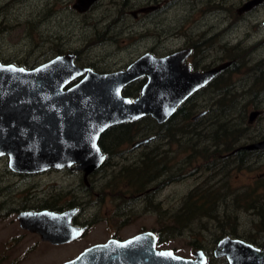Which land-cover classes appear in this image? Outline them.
<instances>
[{"label":"rangeland","instance_id":"obj_1","mask_svg":"<svg viewBox=\"0 0 264 264\" xmlns=\"http://www.w3.org/2000/svg\"><path fill=\"white\" fill-rule=\"evenodd\" d=\"M132 1L135 5H137V2L143 5L151 0ZM157 1L162 2L160 9L147 15H140L138 19H134L131 14H126L124 26L117 24L113 26V30L110 28L107 34H103L102 29L105 24L116 16L117 4L119 5L120 3H112L115 0H100L97 8L86 12H78L77 14L67 11L68 2H73V0H0V57L13 60L26 59L28 61L34 60L35 57L38 58L41 55V51H35L33 47L40 42L44 32L61 37V42L66 43L65 48L76 49L79 57L78 62L81 65H91L102 71L113 68L116 65L126 64L129 60L135 59L147 50H153L156 54L163 55L181 47L185 42L187 44L188 41H194L199 33L193 32L187 38L183 35V31H189V28L194 26L197 21L199 25L195 26V28L200 30L199 36H201V40L202 38L205 40L202 50L203 57L204 59L206 57L207 61L218 60L219 56L222 57V60L227 58L230 53L223 46L228 39H231L232 43H237L238 39H236V36H238V38H242L241 44L245 43L243 38L249 25L242 23L240 15L244 14H238V8L247 0H216L214 4L217 3L219 6L222 2L220 5L228 8L220 9L216 7L206 15H203L199 6L191 2V0H186V2H181L180 4H174L175 2H169V0L165 3L162 0ZM47 12H54L53 17L46 24H42V16ZM202 16L204 17L202 18ZM253 16L248 14L250 19L252 17L251 23L264 18V4L260 5L256 12H253ZM208 31L210 32L206 33ZM203 33L204 35H202ZM102 41H104V45L98 44L96 46L97 43ZM242 58L240 56L238 60ZM239 72H234L232 77L238 78L239 75H244L245 73L243 70ZM228 83L229 79H226L222 85H227ZM217 100L218 98L212 97L209 99L206 96L194 99L197 107L192 109L193 114L191 117L182 122L179 119L176 120L172 125L173 130L175 129L181 133V129L186 131L192 128V131L200 130L204 134L213 133L215 126H212L211 118L216 114L218 118L217 125L228 122L234 138L237 139L236 146L258 141L264 137L263 113L253 122L247 121L251 110L264 107V99L257 100L258 103L256 105L258 108L254 107V100L250 102V97L231 98L230 100L226 98L222 104H218ZM191 106H194V103ZM216 106L219 114L210 112L208 116L203 114L194 118L204 108L212 107V111ZM261 110L264 111V108ZM190 122L191 126L189 125ZM194 122L195 125L193 124ZM241 128H244V131L240 132L241 136L239 137L238 130ZM142 137L144 136L139 135L131 142L125 143V145L122 143L119 151L111 156V165L94 176L93 194L90 197L93 204L87 206V209L79 215L80 220H92V226L81 238L66 244L51 245L42 241L34 233L22 232L20 233L22 238L16 243L15 238L12 236L16 235L15 227L19 229L16 226L17 221L0 220V256L6 254L3 262L5 264L10 262L13 264H59L76 257L85 247L107 239L109 233L115 230L119 220L123 219V217L113 214L118 199L124 198L125 201H131L132 204L136 205L135 209L138 210L134 219L124 224L123 228L121 227L119 235L122 238L133 236L144 230L152 231V229H156L157 224L160 223L158 222L157 214L152 210L142 212V208L149 207V202L146 200L147 196H139L133 186L120 190L124 179L119 176L113 179V172L116 173L121 166L135 163L133 159H122H125L124 155L130 145ZM181 141L179 139L178 142L172 143L163 138L161 140L156 139L141 149H134L133 153L136 158L143 151L155 148L156 152L159 151L160 154L156 157L154 156L155 152L151 157L149 156L151 161L155 162L159 159L161 162V159L164 158L167 162L168 157L170 159V156H172V171L176 172L186 162L185 158L188 156V149L185 147L189 143L186 140L184 142ZM213 141L215 143L218 142L217 140ZM205 144H212V141H201L198 146H202L203 150H205ZM223 148L222 144L218 147L211 145L207 149L213 154L216 152L214 154L216 158L212 156V159L207 161L203 158L195 159L191 163V169L199 166L195 174L186 175L182 180L159 189L156 194H153L152 201L155 203V201L160 200L164 206L171 209L173 205L178 203L182 194L200 187L202 184L219 186L226 183L227 188L234 192L245 190L257 184L261 178H264V176H258L264 173V156H254L239 166L236 161V154L228 155V152L223 151ZM174 155L177 159H174ZM178 160L182 161V163L176 164ZM212 164L216 166L213 168ZM3 170L0 162V171ZM51 175V178L44 179L45 181L39 188L45 189L49 193H54L59 188L51 186V184H68V179H63L62 174L52 173ZM35 180H37L35 177L29 179L30 183ZM146 184L148 187L155 186L153 181H148ZM202 187L205 186L202 185ZM31 191L32 189L29 188L23 194H31ZM154 192L156 191L154 190ZM119 195H122L123 198H118ZM148 198H151V195ZM235 215L238 234L247 237L253 236L259 243L264 242V226H261V218L258 214L251 210L240 209L235 212ZM15 218L14 215L10 219L15 220ZM210 239L211 235L207 234L205 230L198 232V234L186 231L180 236L168 238L163 246L158 245L157 247L159 249H172L178 255L192 257L195 249L192 248L191 242L198 241L209 248L211 246L209 244Z\"/></svg>","mask_w":264,"mask_h":264},{"label":"water","instance_id":"obj_2","mask_svg":"<svg viewBox=\"0 0 264 264\" xmlns=\"http://www.w3.org/2000/svg\"><path fill=\"white\" fill-rule=\"evenodd\" d=\"M95 1L76 0L73 7L84 12ZM261 1L247 0L238 12ZM187 53L178 50L156 56L146 52L122 70L103 73L77 65L72 52L30 69L0 62V157L7 156L9 167L18 172L73 166L86 177L105 160L98 142L108 128L145 116L158 123L167 121L192 93L229 64L192 72L184 61ZM78 77L81 79L70 85ZM141 77L146 82L140 94L134 99L123 95V88ZM152 138L136 141L133 147ZM261 148L264 139L240 145L228 155ZM76 211H24L18 220L42 240L64 244L86 230L72 223ZM157 242L158 235L147 230L125 240L91 245L60 264H205V252L200 248L188 258L172 249H159ZM214 254L226 256L229 264H264V247L227 235L218 241Z\"/></svg>","mask_w":264,"mask_h":264},{"label":"flooded vegetation","instance_id":"obj_3","mask_svg":"<svg viewBox=\"0 0 264 264\" xmlns=\"http://www.w3.org/2000/svg\"><path fill=\"white\" fill-rule=\"evenodd\" d=\"M76 0H73V2H68L67 4V11L73 12L77 14L79 11L73 7ZM163 3L168 2V0H162ZM100 0H96L87 10H92L97 8V5L99 4ZM185 2V1H182ZM112 3H120L117 4V13L115 17H112L108 23L105 24V26L102 29L103 34H107L111 28L113 30V26L120 24V26L125 25V15L131 14L134 19H138L140 15H147L149 13H153V11L160 9L161 7V1L157 0H151L148 1L146 4L141 5L140 2H137L135 5L132 0H115V2ZM264 4V0L254 5L251 9L244 11V12H238V14H244L240 15V18L242 20V23H245V25H249V27L246 29V33L243 39H245V43L241 44V37L238 38L236 36V39H238L237 43H232L228 39L226 42H224V48L228 50L230 53L226 59L222 60V57H218V60H206V57L204 59L203 57V50L202 45L204 44L205 40L200 35V30L195 28V26L199 25V22L197 21L194 23V26L189 28L190 30H184L183 35L189 38V35H192L193 32L199 33V35L195 38L194 41L189 42L186 44H183L181 47H178L176 49H173L171 52L167 53H173L178 50H188L187 57L184 60L186 63H188L191 66L192 72H204L211 68H214L218 65L229 63L227 66H225L219 73H217L214 77H212L204 86L197 89L194 93H192L188 99L190 98H199L200 96H206L211 99L212 97L218 98L217 102L218 104H222L220 102L221 98H228L229 100L231 98H241V97H250V102L253 100L254 107L258 108L256 105L258 103L257 100L264 99V18L262 20L256 21L251 23V19L248 17V14H251L253 16V12H256L257 9H259L260 5ZM150 8L146 11H141V9ZM86 10V11H87ZM84 11V12H86ZM54 12H47L44 13L42 16V24H46L49 22L53 17ZM81 13V12H79ZM247 13V14H246ZM204 15V14H203ZM247 15V16H246ZM246 16V17H245ZM204 16H202L203 18ZM254 17V16H253ZM214 25V24H213ZM211 25V26H213ZM228 27V26H227ZM214 28V27H213ZM250 28V30H249ZM193 29V30H192ZM206 31V30H205ZM100 32V31H99ZM210 31L206 32L209 33ZM205 33V32H204ZM204 33L202 35H204ZM205 33V34H206ZM107 38V36H106ZM241 42V43H240ZM104 41L99 42L96 44V46L104 45ZM65 42H61V37L53 34L50 35L49 33L42 34L41 40L39 43H36L33 47V50L41 51V55H39L38 58L35 57L34 60L28 61L26 59H8V58H1L0 62L5 64H14L17 66H22L25 68V66L31 65L32 67H36L39 65H42L46 63L47 61L51 60L52 58L59 56L61 54H64L66 52H72L75 54V63L80 66L89 67L93 69L96 72H113L117 70H122L126 66H128L134 59L129 60L128 63L122 64L119 66H115L113 68L105 69V70H98L97 68H93L89 65H81L78 62V51L73 48H65ZM246 45V46H244ZM243 47V48H241ZM241 48V49H240ZM146 52H150L156 56H164L158 55L153 50H147ZM144 52V53H146ZM143 53V54H144ZM142 55V54H141ZM138 55L137 57H139ZM242 56L243 58L241 60H238V57ZM136 57V58H137ZM135 58V59H136ZM240 61V63H238ZM29 62V63H28ZM232 68V70H228V68ZM245 71L244 75H239L238 78L232 77L234 72L237 71ZM239 72V73H240ZM142 78L145 79L146 77H141L137 80H142ZM81 77L76 78L71 84L77 82ZM226 79H229V83L227 85H222ZM136 81V80H135ZM131 84V83H130ZM129 85V84H128ZM127 85V86H128ZM214 99V98H213ZM185 102V101H184ZM192 103H195L192 101ZM264 104V103H263ZM262 104V105H263ZM212 107L204 108L201 112H205L204 115L208 116L210 112H216L219 114V110L217 109V106L212 109ZM264 107H261L260 109H253L249 112L248 115V122H253L256 120L261 113L264 114V111L261 110ZM199 112V113H201ZM203 115V114H202ZM154 119V118H153ZM155 120V119H154ZM169 120V119H168ZM156 121V120H155ZM123 124V123H122ZM153 137V136H149ZM145 137H142L140 139H137L136 141H139ZM264 137L260 138V140H263ZM156 140L155 137H153L152 140L144 142L136 147H133V142L130 145V148L127 150L126 154L124 155L125 159L122 160H134L135 162H139L142 160L143 157L150 156L156 152L155 148H150L148 151H143L142 154L135 158L134 156V149L137 148H143L147 146L151 141ZM258 140V141H260ZM257 142V141H254ZM251 142V143H254ZM125 145V143H124ZM240 146V145H239ZM238 147V146H237ZM101 148V147H100ZM102 150V149H101ZM232 151V150H231ZM230 151V152H231ZM240 151V150H239ZM250 153H257L255 155L256 157H262L264 156V148L261 149H253V150H246ZM103 152V150H102ZM104 153V152H103ZM124 153V152H122ZM229 153V152H228ZM260 153V154H258ZM105 154V153H104ZM107 156L105 154V160L102 163V165L99 167L101 168L103 164L106 162ZM1 167H3V171H0V220L1 221H10L14 222L17 221L15 227L16 235L12 236L15 238V242L17 243L22 238V232H30L38 235L35 232H31L27 229H24L20 226L19 220H18V214L24 211H42V210H50L54 212H62L65 210L70 209H76V213L72 218V223L78 227H86V231L92 226V220L88 219H79V215H81V212L85 211L87 209V206H90L93 204L92 199H90L91 195L93 194L92 187L94 183V176L99 173V168L89 173L86 177L84 175L83 171L80 170H74L72 167H66L62 169H47L40 172L35 173H26V172H18L14 171L9 167V159L7 156H1L0 157ZM52 173L55 174H62L63 179H68V184L64 185L61 184H51V186H57L59 188L58 191L54 193H49L45 191V189L39 188V186L45 181V178H51ZM108 175V174H107ZM106 175V176H107ZM264 176V173L258 175ZM36 178L37 180L30 183L29 179ZM29 188L32 189L30 192L31 194L24 195L23 192L28 190ZM42 192V193H40ZM20 194H22L20 196ZM143 195V194H142ZM139 195V196H142ZM4 197V198H2ZM136 205L132 204L131 201H125L123 199H118V202L115 204V211L113 214L116 216H121V218L118 222V225L116 226L115 230L109 233L107 239H105L103 242H96L97 243H105L110 239H117V240H125L127 238H122L119 235L120 230L123 228L124 224L134 219L136 214ZM118 213L122 214L119 215ZM15 215V220L10 219L12 216ZM91 224V225H90ZM122 227V228H121ZM21 232H20V231ZM147 231V230H144ZM151 231V230H150ZM143 232V231H141ZM140 233V232H138ZM136 233V234H138ZM83 234V235H84ZM135 234V235H136ZM82 235V236H83ZM39 236V235H38ZM81 236V237H82ZM134 236V235H133ZM40 237V236H39ZM79 237V238H81ZM131 237V236H130ZM77 238V239H79ZM236 238V237H234ZM41 239V237H40ZM75 239V240H77ZM42 240V239H41ZM73 240V241H75ZM243 240V239H242ZM44 241V240H42ZM71 241V242H73ZM245 241V240H244ZM48 242V241H44ZM247 242V241H246ZM50 243V242H48ZM70 243V242H68ZM250 243V242H249ZM51 245H61V244H52ZM66 244V243H64ZM94 245V244H92ZM91 246V245H89ZM87 246V247H89ZM85 247L84 249H86ZM264 244L262 247L263 248ZM216 248V247H215ZM259 248V247H258ZM83 249V250H84ZM82 250V251H83ZM81 251V252H82ZM80 252V253H81ZM205 256V264H229L228 259L224 255H217V254H204ZM6 257V254H3L0 256V264H5L3 261ZM74 258V257H73ZM188 258H193L188 257ZM72 259V258H71ZM70 260V259H69ZM67 261V260H66ZM8 264H13L12 262ZM60 264V263H59Z\"/></svg>","mask_w":264,"mask_h":264},{"label":"trees","instance_id":"obj_4","mask_svg":"<svg viewBox=\"0 0 264 264\" xmlns=\"http://www.w3.org/2000/svg\"><path fill=\"white\" fill-rule=\"evenodd\" d=\"M170 1L175 2L174 4H180L182 1L186 2V0H169V2ZM214 1L216 2V0H191V2H194L199 6L200 11L205 15L209 14V11L214 10L216 7L220 9L228 8L220 5L222 2L218 6L217 3L214 4ZM233 67L234 65L231 68H228V70H232ZM25 68L30 69L33 67L31 65H26ZM144 83V78L132 82L123 88V95L134 99L140 94ZM194 99L195 98L193 97L183 102L169 120L163 123L156 122L151 116H145L133 122H125L108 128L100 136L98 142L99 146L107 156L106 162L98 171L100 172L107 166L111 165V156L119 151L122 143L131 142L139 135H143L144 137L153 136L160 140L163 138L172 143L178 142L179 139L183 142L186 140L189 143L187 146L184 144L186 146L185 148L188 149V156L185 158L186 162L179 167L176 172L172 171V156H170V159L168 157L167 162L164 158L161 159V162L159 159L152 162L151 158L146 156L139 162L123 165L116 173L113 172V179L118 176L124 179L120 190L128 189L129 186H133V188L139 193L138 195L143 194L142 196H147L146 200L149 202V207L146 206L145 208H142V212L152 210L157 214L158 222L160 223L157 224L156 229H152V231L158 235L157 246H163L168 238L170 239L171 237L174 238L180 236L186 231L198 234V232L205 230L207 234L211 235L209 241L211 246L209 248H207L204 243H199L198 241L191 242L192 248H200L205 254H214V249L218 241L226 235L243 239L260 248L263 246L264 242L259 243L253 236L247 237L237 233L235 212L240 209L251 210L260 216L261 226H264V178H261L258 180L257 184L245 190L234 192H231L227 188L226 183H224L225 185L219 186L208 185L205 183L202 184L205 187H202L201 185L200 187H196L195 189L182 194L178 203L173 205L171 209L164 206L160 200L155 201V203L152 201L153 194H156L159 189H162L173 182L182 180L186 175L195 174L199 167L195 166L191 169V163L195 159L203 158L207 161L212 159V156L213 158H216V155H214L216 152L213 154L207 149L211 145L218 147L222 144L224 146L223 151L225 152H230L237 147L235 145L237 139L234 138L228 122L226 124L222 123L217 125L216 122L218 121V118L216 117V114L211 118L212 126H215L213 133L204 134L203 132L201 133L200 130L192 131V128L186 131L181 129V133L175 129L173 130L172 125L176 120L179 119V121L182 122L191 117L193 114L192 109L197 107L196 103H194V106H191ZM224 99L226 98L222 97L220 102L223 103ZM193 124L195 125V122ZM189 125L191 126V122ZM241 131H244V128L238 130L239 137L241 136ZM212 139L217 140L218 142L215 143ZM205 140L212 141V144H205L206 147L205 150H203V147L198 145L201 141ZM109 141L111 142L110 144ZM181 142L179 143L181 144ZM159 154L160 152L157 151L154 156L158 157ZM235 154L239 166L257 155V153H250L246 150H240ZM174 159H177L175 155ZM179 163H182V161L178 160L176 164ZM212 166L214 168L216 165L212 164ZM221 180H223V178H221ZM148 181H153L155 186L148 187L146 184ZM154 190L156 192H154ZM149 195H151V198H148ZM118 198H123V196L119 195ZM137 211L138 210H136V214L138 213ZM118 214L122 215L120 213Z\"/></svg>","mask_w":264,"mask_h":264},{"label":"snow or ice","instance_id":"obj_5","mask_svg":"<svg viewBox=\"0 0 264 264\" xmlns=\"http://www.w3.org/2000/svg\"><path fill=\"white\" fill-rule=\"evenodd\" d=\"M161 255H169V256H170V255H171V253H167V254H164V253H162Z\"/></svg>","mask_w":264,"mask_h":264}]
</instances>
